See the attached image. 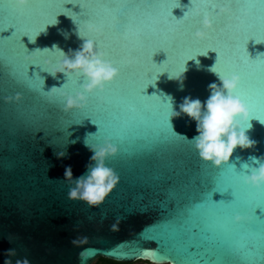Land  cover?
Segmentation results:
<instances>
[{
	"label": "water",
	"instance_id": "obj_1",
	"mask_svg": "<svg viewBox=\"0 0 264 264\" xmlns=\"http://www.w3.org/2000/svg\"><path fill=\"white\" fill-rule=\"evenodd\" d=\"M69 0H30L27 8L21 9L16 0H0V26L9 28L0 32L6 37L0 43L5 55V66L0 67V264H94L100 258L119 263H136L152 261L132 257H118L113 250H151L158 249L162 238L169 239L173 226L186 219V210L195 201H200L211 194L214 186L215 169L203 161L193 143L188 139L198 135L196 122L186 115L170 117V108L158 96L141 95L145 85L158 72L171 70L179 72L184 59L197 52H204L215 47L221 56L217 71L230 77L233 73L241 76L237 90L252 109L253 118L249 136L257 142L254 150L237 149L231 163L235 164L239 174L231 171L225 164L224 183L230 185L238 196L233 206L217 205L202 210L214 222L216 231L209 233L204 229L202 217H197L199 228L191 231L177 230L171 237L172 249H162L175 259H165L159 264H179L183 259V250L190 245L193 256L199 259L205 251V259L222 264H240L242 257L251 253L247 264H264L260 259V244L255 234L258 229L251 228L247 218L237 224V214L246 215V202L264 200V186L257 188L245 182L244 176L251 175V167H258L252 157H264V123L254 117L264 119V109L253 105L258 97L249 100L245 95L249 80H253L258 90H264V68L249 67L243 63L233 65L228 62L231 54L228 37L213 34L206 40H197L195 32L201 28L202 17L193 15L186 23L177 25H160L152 37L137 36L140 17L134 11L136 6L96 5L84 7L88 14L77 16L82 9L78 5L67 4L69 16L64 4ZM176 0H159L157 8L161 19H166ZM181 7L172 9V15L181 19L191 6V0H179ZM199 3V0H195ZM234 7H249L253 11L250 19L236 21L234 30H264V0H234ZM125 8L124 12L106 14L103 9ZM56 24L46 26L35 43L27 36L22 37L29 54L39 49H52L56 45L65 53L76 50L83 41L77 35V25L73 22L97 21L104 24L105 43L114 51L107 57L120 69L116 80L106 85L107 92L98 89L89 96V106L84 110L63 111L60 104L49 103L55 100L59 91H66L75 96L84 91L82 85L87 82L81 74L79 84L73 86L64 74L53 78L47 71L44 60L52 59L58 66L63 56L55 49L34 52L26 57L22 46L17 42L22 34L35 36L45 24L51 22L58 14ZM73 19V20H72ZM15 21V23H13ZM214 25L222 26V21L213 17ZM162 29V30H161ZM87 39L97 41V37L82 26ZM183 32V46H178L174 38ZM126 34V35H125ZM142 44H138L137 40ZM97 47L99 43L97 42ZM161 51L151 55L154 51ZM250 57L255 59L264 53V43L257 44L250 40L247 45ZM189 60L183 87L176 79H170L169 73L159 74L155 87L146 89L147 95L157 94L171 96L173 109L179 111V105L185 97L206 101L210 95L209 84L219 83L216 74L209 71L215 65L217 54L209 51L207 56ZM127 60L130 63H127ZM12 66H7L8 64ZM27 63L29 76L39 74L44 81V90L61 87L58 92L41 95L39 91L30 90L26 84L17 83L9 75L20 72ZM160 64V65H159ZM47 71H45V70ZM75 78V74L72 75ZM37 87L43 82L37 78ZM19 102H6V97ZM166 99V98H165ZM66 101L64 102V104ZM102 103L108 110V119L96 125L86 115L97 104ZM133 106L137 108L133 110ZM172 130L179 135L171 136L167 141L157 137L158 127H168V118ZM93 134V135H89ZM181 135V136H180ZM103 144L110 139L119 148L115 157H109L107 165L120 177V182L99 206H90L81 200H71L68 192L72 186L64 180L66 166L73 169L74 178H79L87 171L93 153L85 144ZM66 151L68 156L58 159L55 153ZM244 164L250 165L243 169ZM232 190L213 193L215 201L231 200ZM257 215H261L257 209ZM119 222V223H118ZM118 223V230L112 225ZM209 236L208 240L203 237ZM80 237H87L88 243H73ZM91 250H95L91 251ZM199 253L200 255H197Z\"/></svg>",
	"mask_w": 264,
	"mask_h": 264
},
{
	"label": "clouds",
	"instance_id": "obj_2",
	"mask_svg": "<svg viewBox=\"0 0 264 264\" xmlns=\"http://www.w3.org/2000/svg\"><path fill=\"white\" fill-rule=\"evenodd\" d=\"M16 2L21 9L30 5V0H16ZM231 14L230 7L223 6L218 9V15L227 16ZM214 27L212 16H205L202 27L195 32V38L201 41L206 40ZM88 30L97 35L102 34V29L96 25H90ZM43 32H46V28ZM77 35L83 43L78 49H70L68 53H65L56 45H53L52 49L37 48L35 50L45 52L55 49L62 54L63 59L59 61L58 66L53 64L52 59L46 61L47 68L51 71H45L49 72L53 78H57L59 74H64L66 77L73 74L76 76L83 74L87 80L83 85L84 91L77 92L75 96L62 93L66 101L63 106L65 112H71L74 109L84 110L89 102V96L85 93L93 94L98 89L103 91L106 85L113 83L120 75V69L107 59L106 53L97 47L95 40L81 36L79 30ZM35 41L36 39L31 42L35 43ZM213 69L214 65L209 71L217 75L219 83L209 84L210 95L207 100L202 102L198 98L185 97L179 105V111L173 109L171 117L177 118L186 115L196 122L198 135L192 139L183 137L193 143L203 161L220 168L231 163L238 148L241 150H254L257 142L248 134L252 128L250 123L252 112L247 103L236 94L241 84V76L236 73H233L230 77L220 76ZM186 70L177 77L169 78L176 79L182 88ZM60 88L52 87L49 92H58ZM169 97L174 103L173 98ZM21 99L22 97L19 94L15 98H5L6 102L9 103L19 102ZM245 123L249 126L245 127ZM85 144L93 153L89 164L86 166V173L79 178H74L71 166L65 167L64 180L72 185L68 192V198L84 201L90 206H99L120 182L118 173L107 165L108 158L118 155L119 148L110 139H106L103 144H89L86 139ZM55 154L58 159H64L68 156L66 151ZM251 159L258 167H251V175L246 174L244 180L246 183L260 188L264 186V157H252ZM245 219L246 217L240 214L235 216V222L238 224ZM118 223L112 225L113 230H118ZM73 243L86 244L88 238L80 237L74 240ZM24 264H27V261H24ZM151 264H159V261H152Z\"/></svg>",
	"mask_w": 264,
	"mask_h": 264
},
{
	"label": "snow or ice",
	"instance_id": "obj_3",
	"mask_svg": "<svg viewBox=\"0 0 264 264\" xmlns=\"http://www.w3.org/2000/svg\"><path fill=\"white\" fill-rule=\"evenodd\" d=\"M35 2V0H33ZM159 0H69V2L64 4V8L66 9L63 14L69 16V10L72 13H75L72 11V9L65 7L67 4H72V5H78L82 11L77 14V16H84L88 14V10L84 7V5L88 4H96V5H102V6H108V5H118V6H128V5H133L136 6L134 8V11L139 14L140 17V26L137 29V36H145V37H152L154 34H156L157 27L160 25H171L173 21L177 22V25H182L183 23H186L193 15L195 16H200L202 17V20L200 21L201 27L203 25V20L205 16L211 15L212 18L215 17L217 21H222L223 24L222 26L215 25L214 29L211 31L209 38L213 34H218V35H224L228 37V47L231 50L230 57L228 59V62L233 65H239L241 63L248 65L249 67L252 66H261L264 68V53L258 54L255 59H252L250 57L247 45L250 40H254L257 44L264 43V30L261 29H248L247 31L244 32H239L234 30V23L236 21H241L243 22L245 19H250L253 16V11L249 7H234L233 3L234 0H199V3H196L195 0H191V6L188 8V10L184 13L183 18L177 19L175 16L172 15V9L174 8H179L181 7V4L179 0H176L174 6L169 10L168 16L166 19H161L159 10L157 8ZM227 6L230 7L232 10L231 15H218V9L220 7ZM126 9L125 8H109V7H104L103 11L106 14H111L114 12H124ZM61 14L58 13L54 19L45 24V26L38 31L35 36H29L27 33H24L20 36L19 41L17 42L20 46L23 47L25 51V56H31L34 52L33 51L31 54H29L27 47L25 46L22 37L27 36L30 41H34L37 37V34H40L43 32L46 28L47 25L50 24H56L57 23V16ZM73 20V19H72ZM74 21V20H73ZM15 23V21H13ZM74 23L77 25V28L79 30V33L81 36L85 37L84 32L82 31V26H87V29H89L90 25H93L91 21L89 22H75ZM96 26L100 27L102 29V34L97 35L96 33L88 32L94 34L97 37V42L99 43V47L102 51L106 53L107 57H110L114 55L113 49L105 43V39H101L104 37V24L100 21H97L95 23ZM9 28H14L15 27H9ZM9 28L5 29V27L0 26V32H5ZM162 30V29H161ZM16 31V29H15ZM14 31V32H15ZM12 32V34L14 33ZM11 34V36H12ZM126 35V34H125ZM11 36H6V37H11ZM6 37H0V43L4 42ZM175 43L178 46H183L184 41H183V32L179 33L175 38H174ZM138 44H142V42L138 39L137 40ZM58 51V50H57ZM166 52L165 49L160 48L156 51H154L151 55V61L153 64H156L153 61L154 55L158 54L159 52ZM209 51L215 52L217 54V59L216 63L214 65V71L219 74L220 76H225L222 72L217 71V64L220 63L221 56L220 52L215 48V47H209L207 48L206 51L204 52H197L194 55H189L187 56L184 61H183V67L179 72H175L173 70L168 69L164 70L162 72H158L155 77H152L149 74V83H147L141 93L143 96H158L160 97V100L163 101L171 110V115L173 113V103L170 97H164L162 95H157V94H152V95H147L146 94V89L151 85L155 87L157 78L159 77V74L168 72L169 77H177L180 74H182L185 69H186V64L189 60H196L197 65H199V60L197 57L199 56H207L209 54ZM59 52V51H58ZM60 53V52H59ZM61 54V53H60ZM62 55V54H61ZM5 55L3 52V49H0V67L5 66ZM46 60H44V64H46ZM110 62L113 63L112 60L109 59ZM127 63L129 64L130 61L127 60ZM30 64L38 65L37 63H27L24 66L21 67L20 72H10L9 75L12 76L14 80H16L17 83H24L27 85V87L32 90V91H39L41 95H48L49 91L44 90V81L43 79L39 76V74H35L33 76H29L28 74V68ZM160 65V64H159ZM7 66L11 67L12 65L9 63ZM45 70V69H43ZM39 79V81L43 82V86L37 87L34 84V81ZM71 80L73 86H81L79 84V76L75 75V78L73 79L72 76L67 77V81ZM84 85V84H83ZM82 85V87H83ZM61 89V88H60ZM108 89L105 87L103 91H100L101 93L107 92ZM62 93H68L66 91H59L57 93V96L55 100H49V103L53 104H60L64 106V97ZM245 95L248 96L249 100L253 99L254 97L259 98V102L255 105H253L254 108L256 109H264V90H258L256 88V85L253 84V80H249L248 83V88L245 93ZM166 98V99H165ZM245 103H247L245 101ZM249 106V104L247 103ZM89 106V102L87 107ZM250 108V107H249ZM133 110L136 111L137 108L133 106ZM252 112V109H250ZM170 117L168 118L167 124L170 126V130L168 127H158L157 129V137L167 141L171 136L177 135L173 130L172 126L170 123ZM91 119V122L93 124L99 125L102 124L106 119H108V110L105 108V106L100 103L97 104L95 107H93L90 111L89 115H86L84 117L85 119ZM253 118V115H252ZM255 119L259 120L261 123H264V119H261L259 116L254 117ZM245 127H248L249 125L245 123ZM227 165L230 166L231 171H233L236 174H239L240 170H237L235 164L233 163H228ZM209 167H213L215 169V176L213 177L214 180V186L211 190V194L205 196L204 199L200 201H195L191 204V207H189L186 210V219H183L179 222L178 225L173 226L171 228V231L169 233V239L165 240L162 238V242L159 245L158 249H151V250H130V251H123V250H113L114 254L118 257H132V258H137V259H147L149 261H162L165 259H175V257H172L171 255L168 254V252L162 250V249H172L174 248V244L171 243V237L175 235L177 230L180 229H186V230H193L199 228V224L197 223V217H202L203 223H204V229L209 233H214L216 231V228L214 227V222H209V217L202 212L203 209L208 208L211 209L217 205L223 204L224 206H233L238 202V196L235 192V190L230 186L226 185L224 183V177H225V171H224V166L217 168L213 166L212 164L208 165ZM250 165L244 164L242 166L243 169H248ZM232 190V196L234 197L231 200H220V201H215L213 199V193L215 192H220V193H225L228 192V190ZM246 215H244L249 221H251V228H256L258 229V232L255 233L259 240L261 241L260 244V252L259 256L260 259L264 260V200H253V201H247L246 204ZM257 209L260 210L261 215H257ZM238 224V223H237ZM210 237L205 236L203 239L208 240ZM193 248H195V245H190L189 247L185 248L183 250V259L179 260V264H214V262L210 259H205V255H208L209 253L207 250L205 251L204 255H200L197 253V255H200L199 259H195L193 256ZM94 251L95 250H91ZM251 256V253H247L242 257V260L240 264H247L248 258ZM215 264H222L221 261H216Z\"/></svg>",
	"mask_w": 264,
	"mask_h": 264
},
{
	"label": "trees",
	"instance_id": "obj_4",
	"mask_svg": "<svg viewBox=\"0 0 264 264\" xmlns=\"http://www.w3.org/2000/svg\"><path fill=\"white\" fill-rule=\"evenodd\" d=\"M94 264H121V263H117V262H113V261H110V260H106L104 258H100Z\"/></svg>",
	"mask_w": 264,
	"mask_h": 264
},
{
	"label": "flooded vegetation",
	"instance_id": "obj_5",
	"mask_svg": "<svg viewBox=\"0 0 264 264\" xmlns=\"http://www.w3.org/2000/svg\"><path fill=\"white\" fill-rule=\"evenodd\" d=\"M132 264H150L148 262H142V263H132Z\"/></svg>",
	"mask_w": 264,
	"mask_h": 264
},
{
	"label": "rangeland",
	"instance_id": "obj_6",
	"mask_svg": "<svg viewBox=\"0 0 264 264\" xmlns=\"http://www.w3.org/2000/svg\"><path fill=\"white\" fill-rule=\"evenodd\" d=\"M117 263H119V262H117ZM136 263H142V262L139 261V262H136ZM121 264H132V263H121Z\"/></svg>",
	"mask_w": 264,
	"mask_h": 264
}]
</instances>
